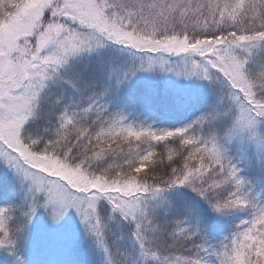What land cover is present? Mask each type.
Wrapping results in <instances>:
<instances>
[{
    "label": "snow or ice",
    "instance_id": "6c2138e0",
    "mask_svg": "<svg viewBox=\"0 0 264 264\" xmlns=\"http://www.w3.org/2000/svg\"><path fill=\"white\" fill-rule=\"evenodd\" d=\"M0 169V264H264V0H0Z\"/></svg>",
    "mask_w": 264,
    "mask_h": 264
},
{
    "label": "rangeland",
    "instance_id": "374dc122",
    "mask_svg": "<svg viewBox=\"0 0 264 264\" xmlns=\"http://www.w3.org/2000/svg\"><path fill=\"white\" fill-rule=\"evenodd\" d=\"M2 171V169H0ZM77 220L74 215H70L68 218V224L70 226H76ZM44 226L46 227L44 217L42 216L38 220V227ZM41 258L52 261V262H62V261H70L77 258L78 253L76 251L65 250L64 248L58 245H52L49 247H45L41 249Z\"/></svg>",
    "mask_w": 264,
    "mask_h": 264
}]
</instances>
